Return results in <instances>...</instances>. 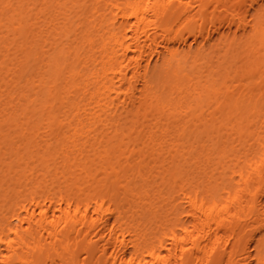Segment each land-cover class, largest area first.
I'll list each match as a JSON object with an SVG mask.
<instances>
[{
  "label": "bare ground",
  "instance_id": "obj_1",
  "mask_svg": "<svg viewBox=\"0 0 264 264\" xmlns=\"http://www.w3.org/2000/svg\"><path fill=\"white\" fill-rule=\"evenodd\" d=\"M0 264H264V0H0Z\"/></svg>",
  "mask_w": 264,
  "mask_h": 264
},
{
  "label": "rangeland",
  "instance_id": "obj_2",
  "mask_svg": "<svg viewBox=\"0 0 264 264\" xmlns=\"http://www.w3.org/2000/svg\"><path fill=\"white\" fill-rule=\"evenodd\" d=\"M253 10V9H252ZM228 25L227 24H225V25H223L221 28L222 29H220V31L222 30L223 31V33H230V32H228V31H232L233 32V30H234V28H235V30H236V27H234L235 25H233L232 26V30H230V28H228L227 27ZM208 28H210V33H211V36H212V39H211V42L210 43H214L215 45H214V47L213 48H211V49H213L214 51H215V53L214 54H216V52H218L219 51V49H220V46H218V44H219V34H218V32H217V30H216V28L215 27H213L212 25H209L208 26ZM234 30V31H235ZM221 31V32H222ZM225 33V34H226ZM190 41V43L191 44H193L194 45V40L192 39V38H190L189 39ZM210 43H208L207 44V46H209V44ZM184 46V44H182V47ZM162 51L164 50V49H161ZM210 50V49H209ZM130 55H132V53H130ZM158 57H159V54H157V53H155V54H153V56H152V59H153V62H155L157 59H158ZM28 138H30L29 136H28ZM29 140H31V143L30 144H35V138H33V139H29ZM18 144H20V143H18ZM17 145V144H16ZM4 149H6V147L4 148ZM93 215H94V217H96V218H102L103 216L106 218V217H108V216H110V213H106L105 215H103V214H101V213H96V212H93L92 213ZM100 227L101 226H99L98 228L100 229ZM96 229L97 231H96V233L98 232H102L103 230V227H101V229L100 230H102V231H100L99 229ZM96 238H97V236H96ZM166 251H164V253H165ZM86 256V254L85 253H82V257L84 258Z\"/></svg>",
  "mask_w": 264,
  "mask_h": 264
}]
</instances>
